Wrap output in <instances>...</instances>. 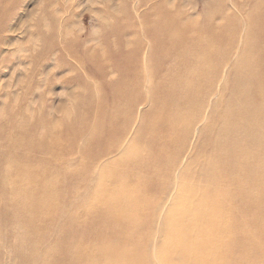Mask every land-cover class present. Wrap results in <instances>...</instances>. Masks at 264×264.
Returning a JSON list of instances; mask_svg holds the SVG:
<instances>
[{
    "label": "bare ground",
    "instance_id": "6f19581e",
    "mask_svg": "<svg viewBox=\"0 0 264 264\" xmlns=\"http://www.w3.org/2000/svg\"><path fill=\"white\" fill-rule=\"evenodd\" d=\"M259 1L242 18L231 15L220 22L212 17L217 10L210 4L203 23L161 4L140 22L146 30L145 41L151 43L146 67H140L138 51L114 61L125 79L118 86L123 91L113 93L110 125L105 126L116 127L128 110L127 101L146 97L145 104L154 102L155 107L141 115L130 143L92 173L88 184L77 188L86 194L82 199L89 202L87 207H96L91 235L100 240L88 241L90 249L78 253L80 260L76 257L79 264L90 257L99 264H264V3ZM114 42L121 46L119 38ZM225 66L227 70H221ZM223 76L229 78L228 91L216 92L215 79ZM214 93L217 100L209 96ZM181 96L189 99L178 106L176 98ZM208 96L214 102L212 113L219 118L210 134L211 155L202 159L198 174L184 167L177 177L172 162H177L182 151L177 135L183 139L184 124L200 120L199 110ZM96 112L91 132L99 134L101 105ZM128 117L120 120L118 133ZM25 121L28 128L18 126L24 134L18 142L21 151L61 143L54 127L41 121L45 132L38 135L33 132L36 122ZM64 123L57 126L59 133L68 126ZM168 153L171 160L166 159ZM195 160L190 159V167ZM77 162L71 157L68 165L73 168ZM42 164L33 159L30 165L21 166L16 161L11 169L12 179L21 181L10 185L18 211L28 218L20 226L27 233L32 228L34 238L41 228L38 208L46 203L49 189ZM103 172L116 189L104 185L97 195H90ZM28 182L38 185L37 190L28 189ZM97 202L108 205V214ZM77 223L75 218L64 221L60 243L70 241L66 232ZM113 232L123 233L118 247L110 240ZM36 242L29 239L28 244ZM238 245L247 260H236L233 246ZM65 262L62 258L61 263Z\"/></svg>",
    "mask_w": 264,
    "mask_h": 264
},
{
    "label": "rangeland",
    "instance_id": "374dc122",
    "mask_svg": "<svg viewBox=\"0 0 264 264\" xmlns=\"http://www.w3.org/2000/svg\"><path fill=\"white\" fill-rule=\"evenodd\" d=\"M255 2L260 1L0 0V264H62V258L66 259L64 264H79L76 257L79 259L78 253L90 249L88 241L100 242L91 235L96 207H87L89 202L82 199L87 198L86 194L77 188L86 185L92 173L102 169L130 143L133 134H137L141 115L155 107L154 102L145 104L146 97L133 101L129 96L127 102L125 97L127 112L122 114L114 129L105 126L110 125L113 93L123 91L118 86L119 81L125 79L119 75L121 71L114 61L138 51L140 67H146L145 56L151 43L145 41L146 30L140 22L154 14V7L162 4L186 19L203 23L210 4L217 10L212 17L215 22H220L231 15L242 18ZM116 38L121 46L114 42ZM221 70L226 71L227 67ZM228 79L225 76L215 79L216 92L228 91ZM217 95L209 96L217 100ZM209 96L199 110L200 120L184 124L186 135L183 139L177 135L176 142L182 149L177 162L176 159L172 161L177 177L184 167L198 174L203 168L202 159L211 155L210 134L219 118L212 113L211 103L214 102L208 100ZM188 99L181 96L176 98L175 104L181 106ZM100 105L103 122L100 133L96 134L91 128L96 125V110ZM126 115L129 116L127 124L118 133L116 128ZM25 120L31 124L36 122L33 132L38 135L45 132V127L39 124L41 121L54 127V131L61 134V143L50 142L21 151L18 142L24 134L18 126L28 128L30 125ZM62 122L68 126L59 133L57 126L60 127ZM212 122L214 125H209ZM71 157L78 161L73 168L68 165ZM192 157L196 160L190 167L188 163L190 159L194 160ZM167 158L171 160L172 154L168 153ZM33 159L43 161L41 171L49 184L46 203L38 208L42 218L35 238L32 228L28 234L20 226L28 218L20 216V206L10 186L12 182H21L11 176L16 161L21 166H28ZM104 185L116 189L105 172L89 194L97 195ZM26 187L35 191L38 185L28 182ZM96 206L108 214V205L97 202ZM147 211L150 212L149 207ZM68 218H75L78 223L66 232L70 241L60 243V227ZM131 228L133 231L139 226ZM122 235V232L111 234L113 245L120 246L124 239ZM28 238L34 244L37 241L36 245L29 246ZM233 249L236 260L248 259L240 245ZM83 264H99V261L90 257Z\"/></svg>",
    "mask_w": 264,
    "mask_h": 264
}]
</instances>
